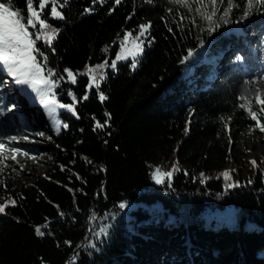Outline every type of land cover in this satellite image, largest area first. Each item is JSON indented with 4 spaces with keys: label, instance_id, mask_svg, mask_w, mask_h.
Instances as JSON below:
<instances>
[{
    "label": "trees",
    "instance_id": "16d2710c",
    "mask_svg": "<svg viewBox=\"0 0 264 264\" xmlns=\"http://www.w3.org/2000/svg\"><path fill=\"white\" fill-rule=\"evenodd\" d=\"M15 3L24 6V0ZM88 7L94 8L90 14L83 12ZM61 11L63 20L48 17L59 29L52 47L37 44L48 56L47 68L61 75H66L64 68L84 73L86 66L105 59L111 63L123 32L141 23L152 24L153 39L135 68L126 61L115 70H103L100 91L105 101L93 88L87 101L76 104L78 118L59 110L67 128L58 133L50 129L40 103L27 107L21 89L8 97L5 81L12 79L0 70V102L16 108L8 119L0 117V143L29 151V146L6 142L5 137L20 140L43 132L48 144L38 149L51 158L32 184L6 188L0 199L16 202L0 214V264H69L76 253L75 264H139L145 256L154 264H264V163H243L226 181L223 172L202 171L198 156L188 153L198 142L225 134V117L237 129L234 121L246 81L264 75V11L223 25L210 36L201 30L207 25L194 11L168 0H122L119 5L114 0L96 5L64 0ZM238 16L239 11L231 18ZM200 39L204 56L213 60L205 66L181 64L188 49H200ZM197 69L200 75L195 77ZM87 82V75L77 76L75 85L61 81L57 99L72 103L67 95L71 89L79 100ZM106 114L111 116L107 126L95 129ZM170 159L179 170L170 182L156 184L152 172L161 163L168 167ZM8 163L4 159L0 165V181ZM226 183L238 186L226 189ZM110 213L121 217L120 226L109 237L94 238ZM44 225L45 235L37 236L35 228ZM89 241L96 247H87Z\"/></svg>",
    "mask_w": 264,
    "mask_h": 264
},
{
    "label": "snow or ice",
    "instance_id": "6c2138e0",
    "mask_svg": "<svg viewBox=\"0 0 264 264\" xmlns=\"http://www.w3.org/2000/svg\"><path fill=\"white\" fill-rule=\"evenodd\" d=\"M93 5L103 4L104 0H91ZM122 0H114L115 5L121 4ZM147 3H153V0H146ZM168 2L174 6H180L188 10V12H195L199 19L204 21L207 27H202L201 30L206 32L209 36L212 33L218 31L221 26L231 23H240L246 20L249 16L255 12L264 11V0H168ZM47 16H45V10L49 8ZM64 6V0H24L23 8L19 7L15 0H0V70L6 72L15 84L20 86H26L31 90V93L35 94L39 98L40 105L46 110V116L50 123L54 126V130L58 133L61 129L67 128V124L63 123L59 119V110H67L74 116H77L76 104L79 102L87 101L89 99V93L93 88L97 91L98 99L103 102L107 99V96L100 91V83L105 79L104 69L111 68L115 70L117 68L118 61H126L131 58V67L135 68L139 57L143 54L145 45H150L152 37L150 29L152 24L150 22L141 23L135 30H128L123 32V38L120 40V50L116 53L115 59L109 63L105 59L102 63L95 66H86V72L81 73L79 71L74 72L69 68H64L61 75L54 69L47 68L48 56L41 51L37 46L38 42L43 41L49 48L52 47L53 41L59 33V29L53 27L48 23V17L63 20L64 14L61 9ZM94 11V8L88 7L83 10L84 13L90 14ZM114 9H110V12ZM171 11V9H169ZM239 11L237 19L233 20L231 17ZM44 17V18H42ZM186 17L181 16V20ZM131 19V17H128ZM193 24L196 20L193 19ZM29 29H32L30 31ZM171 31V29H169ZM133 32L136 34L134 35ZM131 44V47H126V44ZM204 47L203 39L199 40V48ZM54 52L55 49L53 48ZM198 55L197 49H188L187 55H185L180 63L184 64L191 59H194ZM242 59V57H237ZM99 71V75L97 72ZM87 75L88 82L85 85V91L82 96L77 98V95L68 90L67 95L71 97L72 103H62L57 99L56 89L61 81L66 80L68 83L77 84V76ZM264 79V76H262ZM248 84H253L255 81H246ZM256 95L254 97L255 103L261 105L259 112L252 108L253 100L241 95L239 98L245 103L240 104V108L245 109L251 120L255 121L256 127L259 131L264 133V123H261V116H264V99L261 98L262 90L257 88L254 90ZM10 110V109H9ZM191 115V113H190ZM95 120V118H93ZM111 119L110 114H106L105 121L103 123L96 121L95 129H103L107 126L108 120ZM223 119V118H221ZM189 121L186 122L190 123ZM227 127V125H225ZM94 129V130H95ZM188 128L185 127V133ZM36 135L43 137L45 133L40 132ZM10 141H17V136L8 137ZM22 139L27 140L28 137ZM50 139V137H49ZM7 146L4 143H0V165H3L4 159L10 158L11 160H17L18 155L28 156L27 151H23L20 148H11L10 157L4 155L7 151ZM251 163L255 166L256 161ZM179 169L174 165L172 170L165 171L157 167L152 172V179L157 184H163L167 178L170 182L171 177L175 171ZM0 171H3V167H0ZM187 174V173H185ZM226 181L231 179L229 171L222 173ZM204 174L201 173V177ZM78 179L80 177H77ZM203 183V179L201 180ZM251 182V181H249ZM238 183H226V189L237 187ZM15 201L8 199L5 203H0V214L5 213L6 208L11 205L15 206ZM119 207L124 209L127 207L126 203H120ZM61 216L64 214L61 212ZM94 218V217H93ZM47 225L38 226L35 228L37 236L43 237L45 232L42 230ZM103 234H107L105 229H102ZM101 235L100 232L96 233L98 238ZM66 244H71L70 241H65ZM77 247H82L78 245ZM87 247L95 248L96 245L92 241H89ZM78 253L74 254L70 258L69 264H75L78 259Z\"/></svg>",
    "mask_w": 264,
    "mask_h": 264
},
{
    "label": "rangeland",
    "instance_id": "374dc122",
    "mask_svg": "<svg viewBox=\"0 0 264 264\" xmlns=\"http://www.w3.org/2000/svg\"><path fill=\"white\" fill-rule=\"evenodd\" d=\"M125 46L131 47V44L129 43ZM197 51L198 55L194 59L188 61L189 65H193L196 67L199 65L205 66L213 60L212 57L204 56V47L200 48ZM126 61H131V58ZM126 61H118L117 63H123ZM195 71L196 72L194 73V76H199V70L197 69ZM211 79H213L212 75L209 77V80ZM13 84V79L5 81V86H10L9 89H13ZM19 88H21L20 91H22L28 98L27 107L30 108L31 106L38 105L39 98L35 96V94L31 93L30 89H28L26 86H20ZM257 88L261 89L262 93H264V79H262V76L258 80H256L255 83L249 84V86L242 95L250 100H253L252 108L259 112V108L261 107V105L255 103L254 100V97L256 95L254 90ZM55 90L56 89H54V91ZM17 92V90H13V92L6 93L9 98H12ZM57 95L58 93H56V96ZM31 98L35 99V105L28 103ZM261 98L264 99V94L261 95ZM241 103H245V101H242L241 99L239 100V108ZM0 108V117L3 120L8 119V117H10V115L12 114L14 115L16 111V108L10 106V104L6 103L5 101L0 102ZM44 112L46 115L45 109ZM46 118L48 120L50 129L54 133H57L54 130V126L50 123L47 116ZM260 119L261 123H264V116H261ZM187 121L188 120L184 121L185 127L188 124H186ZM234 124H238V127H236L237 129H233L230 126V117H225L223 119V127L225 129V134L208 142H198L195 148L188 151L189 154H196L198 156L200 160L197 164V167L200 168L202 171L208 169L214 170L216 173H221L225 171H229V173H231L235 172L237 166H240L243 163L252 164L251 161L253 160H255L256 162L259 161L260 163H264V133L259 131V128L256 127L255 121L250 119L248 112L245 109L240 108V116L234 121ZM225 125H227V127ZM47 129L48 127L45 126V130ZM36 134L37 133H28L26 135V137H28L27 140L17 139V141H10L8 137H5L6 142H15L16 144H20V146H29L30 148L29 151H27L29 153L28 156L18 155L17 160L15 161L11 160L10 158L5 159L6 162H9L8 173L5 178L0 181V187H4L0 190V199L4 197L6 193V188L19 189L29 186L36 180L38 176L42 175L49 166L51 158L47 154L42 152L40 149H38L39 145L41 146L44 144H48V138H46L45 136L41 137ZM7 149L8 150L5 151L4 155L6 157H10L11 148L9 149L7 147ZM174 165L176 167L180 166L176 164V161L170 159L168 167L164 166V163L159 164L157 167L165 171H170L172 170ZM187 166H189V163L184 164V168ZM166 180L168 179L166 178L165 181ZM120 224L121 217L117 213H110L101 220L96 232L93 234V237L96 239L109 237L111 231L114 228L120 226ZM102 229L106 230V235L101 232ZM97 232L101 233L98 238L96 237ZM186 254L189 258L191 257L189 251ZM139 264L154 263L152 261V258L145 256Z\"/></svg>",
    "mask_w": 264,
    "mask_h": 264
},
{
    "label": "water",
    "instance_id": "95a60500",
    "mask_svg": "<svg viewBox=\"0 0 264 264\" xmlns=\"http://www.w3.org/2000/svg\"><path fill=\"white\" fill-rule=\"evenodd\" d=\"M187 245H188V247H190V243H189V241H188Z\"/></svg>",
    "mask_w": 264,
    "mask_h": 264
}]
</instances>
